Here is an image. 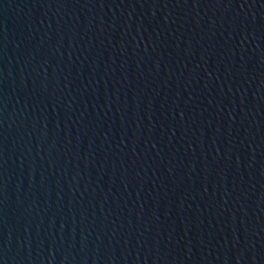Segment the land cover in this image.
I'll list each match as a JSON object with an SVG mask.
<instances>
[{
    "label": "water",
    "instance_id": "water-1",
    "mask_svg": "<svg viewBox=\"0 0 264 264\" xmlns=\"http://www.w3.org/2000/svg\"><path fill=\"white\" fill-rule=\"evenodd\" d=\"M0 264H264V0H0Z\"/></svg>",
    "mask_w": 264,
    "mask_h": 264
}]
</instances>
